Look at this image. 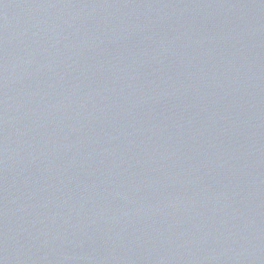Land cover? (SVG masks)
Returning a JSON list of instances; mask_svg holds the SVG:
<instances>
[{
    "label": "water",
    "instance_id": "1",
    "mask_svg": "<svg viewBox=\"0 0 264 264\" xmlns=\"http://www.w3.org/2000/svg\"><path fill=\"white\" fill-rule=\"evenodd\" d=\"M2 264H264V0H0Z\"/></svg>",
    "mask_w": 264,
    "mask_h": 264
},
{
    "label": "snow or ice",
    "instance_id": "2",
    "mask_svg": "<svg viewBox=\"0 0 264 264\" xmlns=\"http://www.w3.org/2000/svg\"><path fill=\"white\" fill-rule=\"evenodd\" d=\"M0 264H2V262H0Z\"/></svg>",
    "mask_w": 264,
    "mask_h": 264
}]
</instances>
